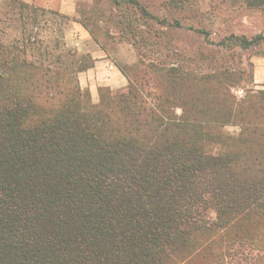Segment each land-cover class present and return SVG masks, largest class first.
I'll list each match as a JSON object with an SVG mask.
<instances>
[{
	"label": "trees",
	"instance_id": "trees-1",
	"mask_svg": "<svg viewBox=\"0 0 264 264\" xmlns=\"http://www.w3.org/2000/svg\"><path fill=\"white\" fill-rule=\"evenodd\" d=\"M208 1L97 0L115 32L78 23L136 61L96 104L78 82L92 56L45 52L25 24L44 10L3 1L21 36H0V264H264V90L247 70L264 36L209 40L212 20L264 0ZM174 34L248 53L245 68L200 70Z\"/></svg>",
	"mask_w": 264,
	"mask_h": 264
},
{
	"label": "rangeland",
	"instance_id": "rangeland-1",
	"mask_svg": "<svg viewBox=\"0 0 264 264\" xmlns=\"http://www.w3.org/2000/svg\"><path fill=\"white\" fill-rule=\"evenodd\" d=\"M4 0H0V29L4 34H0L2 39L11 41L14 38H19L21 27L18 21L15 20L13 13L5 15L7 10L2 6ZM30 6L41 8L44 13H39L35 19H28L26 22V33L34 36L41 44L42 50L50 54H55L54 46L57 43L67 50H72L75 57L82 54L89 53L93 59L102 61L105 69H98L104 73L102 77L97 78L91 70L83 72L78 75V82L82 89H86L90 93L91 102L96 104L98 102V88L107 87L111 90H122L126 86V80L117 70L116 64L130 65L136 61V54L134 48L127 43L111 42L110 40L104 41L105 49L101 50L84 30L79 21L84 22L99 38H103L102 31L107 29L115 32L112 25L106 21L107 14L104 10L98 11L95 9L97 0H21ZM158 2L159 0H155ZM94 8V9H93ZM201 9H209V1L201 0ZM16 8L12 11L16 12ZM58 12L61 15L67 16L68 20H60L58 16L52 12ZM102 18L104 23L102 24ZM73 19V20H72ZM27 21V20H26ZM25 22V21H24ZM212 34L209 40L218 41L225 35H244L252 37L258 34L264 36V11L248 12V11H235L228 12L212 20ZM164 37V41L171 40L173 45L178 46L180 49L189 51L190 49H197L203 56L198 61V68L205 70L208 66L220 65L226 63L229 66L237 68H245V57L247 54L240 52H214L200 40L189 38L185 34H174L172 37ZM260 51L264 53V45L259 47ZM145 50V49H144ZM253 52H251L252 54ZM246 55V56H245ZM213 57V59H211ZM249 62L253 73V86L256 90H264V55H250ZM110 66H113L111 69ZM106 70V71H105ZM105 71V72H104ZM111 80V81H110ZM122 80V86L119 81ZM111 83H110V82ZM237 96H242L241 90L235 91ZM225 133L235 135L237 129L234 127H226Z\"/></svg>",
	"mask_w": 264,
	"mask_h": 264
},
{
	"label": "crops",
	"instance_id": "crops-1",
	"mask_svg": "<svg viewBox=\"0 0 264 264\" xmlns=\"http://www.w3.org/2000/svg\"><path fill=\"white\" fill-rule=\"evenodd\" d=\"M95 62H94V66L89 69L87 72H89L91 70L92 74L94 73L96 75L97 78L99 77H102L104 75V73H101L98 69L102 68V69H105L104 65L102 64L103 62L102 61H97L96 59H94ZM113 67V66H112ZM106 71V70H105ZM104 71V72H105ZM111 81V80H110ZM109 81V82H110ZM111 83V82H110ZM119 84H121L122 86V80L119 81Z\"/></svg>",
	"mask_w": 264,
	"mask_h": 264
},
{
	"label": "built area",
	"instance_id": "built-area-1",
	"mask_svg": "<svg viewBox=\"0 0 264 264\" xmlns=\"http://www.w3.org/2000/svg\"><path fill=\"white\" fill-rule=\"evenodd\" d=\"M110 69L112 68V66L109 67Z\"/></svg>",
	"mask_w": 264,
	"mask_h": 264
}]
</instances>
